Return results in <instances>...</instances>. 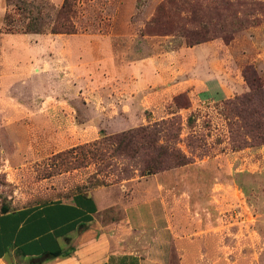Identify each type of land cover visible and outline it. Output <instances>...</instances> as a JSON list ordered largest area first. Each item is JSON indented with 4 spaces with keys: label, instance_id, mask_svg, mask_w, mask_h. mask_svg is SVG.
I'll list each match as a JSON object with an SVG mask.
<instances>
[{
    "label": "rangeland",
    "instance_id": "obj_1",
    "mask_svg": "<svg viewBox=\"0 0 264 264\" xmlns=\"http://www.w3.org/2000/svg\"><path fill=\"white\" fill-rule=\"evenodd\" d=\"M165 1L74 0L77 32L56 34L51 28L64 0H0V213L3 205L32 208L104 187L113 188L120 204L127 203L142 179L140 159L114 154L98 141L156 123L164 132L180 127L172 145L192 163L156 176L172 192L167 199L190 237L183 245L174 243L170 261L158 264H264V168L243 164L230 152L234 145L245 149L251 142L235 105L248 67H255L264 81V18L251 13L248 0L233 6L188 0L198 17L206 13L207 20L228 24L219 25L214 40L225 47V66L232 71L216 78L192 77L214 90L222 83L236 92L228 98L186 92L170 96L164 90L183 78L174 69L183 57L173 50L184 41L182 32H146ZM180 14L195 16L182 9ZM255 19L263 21L254 25ZM233 20L242 22L233 28ZM28 26L37 30L23 33ZM226 36L233 38L227 41ZM152 55L159 57L160 74L155 81L154 73L144 75L140 111L128 115L118 110L124 97L118 68ZM72 57L78 65H71ZM150 92L156 95L147 97ZM60 101L73 102L75 112ZM168 120L175 127L164 125ZM118 210L121 216V205ZM11 238L3 241L9 248Z\"/></svg>",
    "mask_w": 264,
    "mask_h": 264
},
{
    "label": "crops",
    "instance_id": "obj_2",
    "mask_svg": "<svg viewBox=\"0 0 264 264\" xmlns=\"http://www.w3.org/2000/svg\"><path fill=\"white\" fill-rule=\"evenodd\" d=\"M178 47L173 50L183 60L174 69L176 75L181 74L183 78L169 85L163 93L173 96L186 92L198 98L212 93L228 98L231 92H236L222 83L214 90V85L192 77L204 74L213 78L230 75V67L225 66V59L228 58L222 55L224 46L211 40L194 46ZM158 58L152 55L143 60L135 59L127 66L118 68L119 78L124 82V97L118 110L128 115L140 111L143 105L142 79L150 71L151 76L155 74L151 81L157 80L160 74ZM76 60V57L75 61L72 57L71 65H78ZM87 66L82 67L89 71ZM87 74L90 75L89 72ZM209 79V82L213 81ZM241 83L240 92L247 91L246 82ZM154 95L150 92L147 97ZM47 103L50 102L47 100ZM59 105L75 112V105L71 101H63ZM69 117L72 118L73 114ZM230 152L235 157H242L246 162L243 164H251L261 170L264 168V145L242 150L231 149ZM156 175L142 177L127 203L120 204L113 188L104 187L89 194H77L70 201H53L37 207L1 212L0 264H31L41 257L45 259L40 264H158L170 261L173 244H182L190 235L183 234L184 224L180 222L177 207L167 199L172 192L166 189L165 183ZM244 203L248 207L246 200ZM118 205L123 209L121 216L118 214ZM147 231H150L149 234ZM9 237L14 242L10 248L3 243ZM181 249L186 248L182 246ZM58 250L62 254L51 258L49 253Z\"/></svg>",
    "mask_w": 264,
    "mask_h": 264
},
{
    "label": "trees",
    "instance_id": "obj_3",
    "mask_svg": "<svg viewBox=\"0 0 264 264\" xmlns=\"http://www.w3.org/2000/svg\"><path fill=\"white\" fill-rule=\"evenodd\" d=\"M244 1V0H243ZM253 6L248 8L251 13L258 12L264 18V1L248 0ZM248 1H244L248 3ZM221 4L233 6L238 2L243 5L242 0H218ZM215 5V3H211ZM188 0H166L160 4L154 18L147 24L146 32L153 35H177L182 32L184 41L180 46H194L208 42L217 38L215 32L220 31L218 21L213 18L206 19L207 14L198 17L194 6ZM190 11L195 14L190 18H184L180 10ZM203 10V9H202ZM76 16V4L74 0H64L63 5L58 9L55 24L51 28L52 33L74 34L77 32L74 18ZM5 18H9V13ZM248 21V20H246ZM262 19L254 22V25L262 23ZM240 21L229 22L234 28ZM228 24H221L222 28ZM36 27L28 26L23 33L36 31ZM12 32V31H11ZM232 37V36H231ZM225 38V37H224ZM233 38V37H232ZM232 38L226 36V40ZM248 90L238 95L236 98L237 114L243 122V128L250 137L248 147H254L264 144V81L258 74L256 68L248 67L244 73ZM164 125L175 127L173 120L163 121ZM161 124L154 126H140L134 129L124 130L119 133L104 136L98 143L108 144L114 154L127 156L132 159H140V175L142 177L149 174H159L179 167L188 166L192 161L176 146L172 145L178 142L180 133L164 132L160 129ZM162 133H164L162 135ZM243 149L242 145H234V149ZM10 207L3 205L1 212L7 213ZM62 254L61 250L49 253L52 257ZM44 257L34 260L31 264H40ZM49 258H46V260Z\"/></svg>",
    "mask_w": 264,
    "mask_h": 264
}]
</instances>
